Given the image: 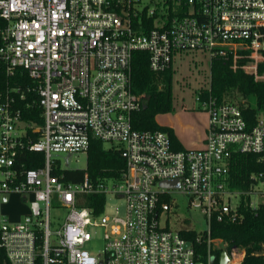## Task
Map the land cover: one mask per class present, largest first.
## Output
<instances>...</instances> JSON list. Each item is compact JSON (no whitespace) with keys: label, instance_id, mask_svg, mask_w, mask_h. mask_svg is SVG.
Masks as SVG:
<instances>
[{"label":"built area","instance_id":"1","mask_svg":"<svg viewBox=\"0 0 264 264\" xmlns=\"http://www.w3.org/2000/svg\"><path fill=\"white\" fill-rule=\"evenodd\" d=\"M136 50L148 51L154 71L169 68L177 53L201 50L264 80V0H0V71L22 70L34 82L0 90V246L10 264H214L213 249L225 243L211 237L213 217L235 221L243 202H264V170L251 174L248 189L230 187L234 152L264 159V108L251 125L237 102L219 100L209 84L196 96L208 112L204 146L175 150L166 131L132 125L146 101L132 90ZM35 105L42 124L24 118ZM93 138L124 158L118 177L85 172L73 181L55 173L63 168L54 154L66 153L69 165L73 154L88 155ZM25 150L43 152L44 162H17ZM173 190L205 218L198 239L207 238L206 261L180 233L191 228L171 227ZM14 193L28 201L17 221L1 210ZM110 196L122 198L124 209H109ZM60 206L65 221L52 228L51 207ZM91 228L104 241L96 254L86 248ZM242 251L233 247L226 264H240Z\"/></svg>","mask_w":264,"mask_h":264},{"label":"trees","instance_id":"2","mask_svg":"<svg viewBox=\"0 0 264 264\" xmlns=\"http://www.w3.org/2000/svg\"><path fill=\"white\" fill-rule=\"evenodd\" d=\"M246 59L240 60L245 63ZM230 60L216 57L210 63V92L219 100L237 102L243 109V114L252 125L256 121L258 110L264 108V80H258L253 74L243 68H232ZM264 66L260 65L263 71ZM22 71V70H21ZM14 77H9L0 71V90L8 84H31L34 82L28 76L20 77V72ZM172 65L162 71H154L149 65V53L146 50H136L132 62V90L137 94H145L146 107L141 106L132 113V125L137 129H161L169 134L172 147L175 150L183 149L173 129L157 122L156 116L173 110L172 91ZM209 92H205L204 96ZM32 99L35 94H28ZM252 99L255 104H252ZM25 119L37 124L43 123L41 109L37 105L32 109V114L25 115ZM17 162H23L27 167H38L44 162V153L25 150L18 154ZM125 168L124 158L114 148H106L104 142L93 138L90 143L87 166L85 168H63L55 171L64 179L80 181L85 172L92 179L105 177H118ZM264 170V159L260 153L234 152L230 160V187L233 189H248L251 184V174ZM103 196H97L98 204ZM167 198V197H165ZM239 211L240 219L235 221L224 218L218 220L213 217L211 222V237L221 238L225 243L223 247L213 249L215 254L214 264H219L221 253L226 250L229 254L233 247L244 251L240 264H264V202L253 208L242 203ZM181 235L191 242L196 254L206 261L208 245L206 236L198 239L199 232L193 228L180 230ZM0 264H10L5 250L0 246Z\"/></svg>","mask_w":264,"mask_h":264},{"label":"rangeland","instance_id":"3","mask_svg":"<svg viewBox=\"0 0 264 264\" xmlns=\"http://www.w3.org/2000/svg\"><path fill=\"white\" fill-rule=\"evenodd\" d=\"M210 63L209 53L201 50L179 53L175 57L172 73L173 105L200 110L201 107L196 100V96L199 90L209 86ZM251 101L252 104H255L254 99ZM173 111L174 109L171 112L158 114L156 116L157 122L163 125ZM104 145L109 147L111 143L105 142ZM54 158L58 160L62 168H85L87 166V154L85 153L73 154L69 160V165L66 162V153L54 154ZM172 194L174 201L172 203V210L169 212L171 227L173 229H181L186 225L197 231L203 230L206 227L205 218L199 210L188 205V196L176 190H173ZM239 201V198L235 197L233 201L234 205L239 204ZM107 207L109 209L113 207L124 209V200L110 196ZM67 212L68 210L61 206L51 207L50 218L52 228L59 227L65 221ZM90 230L94 234V238L86 245V248L96 254L103 248L104 241L100 231L94 228Z\"/></svg>","mask_w":264,"mask_h":264},{"label":"crops","instance_id":"4","mask_svg":"<svg viewBox=\"0 0 264 264\" xmlns=\"http://www.w3.org/2000/svg\"><path fill=\"white\" fill-rule=\"evenodd\" d=\"M178 54L173 57V62ZM173 109V113L165 120L163 125L173 129L183 149L203 147L208 125V112L202 108L199 110L185 106L177 107L175 104ZM1 210L9 220H20L28 211L27 198L17 193L10 194L7 199H4ZM243 256L244 251H242L241 259Z\"/></svg>","mask_w":264,"mask_h":264},{"label":"water","instance_id":"5","mask_svg":"<svg viewBox=\"0 0 264 264\" xmlns=\"http://www.w3.org/2000/svg\"><path fill=\"white\" fill-rule=\"evenodd\" d=\"M143 106L146 107V103ZM161 184L169 187V186H172L174 184H178V181L177 180H163L161 182ZM4 199H5V197H4ZM230 259H231V257L228 254V252L226 250H223L221 253L219 264H226Z\"/></svg>","mask_w":264,"mask_h":264}]
</instances>
